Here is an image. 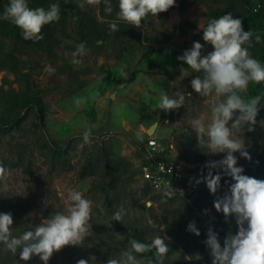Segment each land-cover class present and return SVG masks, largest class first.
Returning <instances> with one entry per match:
<instances>
[{
	"label": "rangeland",
	"instance_id": "rangeland-1",
	"mask_svg": "<svg viewBox=\"0 0 264 264\" xmlns=\"http://www.w3.org/2000/svg\"><path fill=\"white\" fill-rule=\"evenodd\" d=\"M179 1L167 15L151 17L140 28L134 26L142 38L132 46L112 39L105 44H93L79 41L75 35H58L59 43L50 51L35 45L24 48L19 71L0 68V116L11 118L18 111L25 114L19 128L0 134V164L7 169L6 178L0 179V213H12V235L19 236L54 213L65 212L67 189L83 192L93 205L91 235L81 246L69 245L55 252L48 264H77L80 259L88 264H106L110 257L120 259L124 251L130 250V244L116 223L136 228L145 241L158 235L170 238L165 240L169 252L164 264H212L205 244L208 228L218 233L221 245L229 232L235 234L238 230L234 217L226 223L224 214L214 207L217 196H222L235 182L223 175L222 170H213V175L220 172L222 176L221 188L215 195L201 182L195 192L177 193L171 199L163 197L162 191L144 174L147 130L158 120L154 135L164 154L195 166L198 180L207 176L208 169L204 166L209 161L221 160L226 155L210 154L206 148L198 147L191 121L203 116L207 123L210 106L191 88L190 81L200 74L191 72L186 63L177 59L197 41L204 45L202 55L212 51L198 26L217 18L212 11L223 0L184 5ZM257 1L253 0V4ZM89 6L98 12L99 5ZM82 43L87 55L76 57L83 63L74 65L71 54ZM12 48L10 40L0 37L1 50L8 53ZM153 49L156 51L150 53ZM46 66L54 71L49 74ZM181 68H184L182 78ZM173 81H177L175 87L171 86ZM177 90L191 93L192 97L186 98L185 105L178 110L167 113L156 110L162 92L172 95ZM35 96L42 98L45 108L41 118L32 107L25 109L23 104ZM77 99L83 101L79 107ZM88 129L90 143L81 148L82 134ZM253 134L248 133L247 127L237 134L252 159L234 153L237 166L243 167V174L250 177H255L252 166L258 157L252 137H261L260 128L256 127ZM46 141L70 145V164L52 167L45 156ZM102 153L118 166L115 172L119 182L110 191V200L100 189L109 181L104 174ZM148 202L150 207L146 206ZM121 207L125 210L123 221H111L113 213ZM193 221L199 236L187 231ZM161 225L166 226L164 232L159 230ZM196 253L203 259H186ZM135 255L142 264L150 257ZM0 264H43V261L38 256L20 261L19 250L13 255L0 243Z\"/></svg>",
	"mask_w": 264,
	"mask_h": 264
},
{
	"label": "clouds",
	"instance_id": "clouds-1",
	"mask_svg": "<svg viewBox=\"0 0 264 264\" xmlns=\"http://www.w3.org/2000/svg\"><path fill=\"white\" fill-rule=\"evenodd\" d=\"M100 3L101 0H81L79 7L83 9L85 5L98 6ZM103 3L105 11L111 13L113 9L110 0H103ZM175 5L176 0H119L117 20L140 28L142 21H147L149 15L156 17ZM0 18L19 27L25 40L38 42L44 38L41 34L42 28L59 21L60 6L53 3L46 10L43 7L30 8L27 0H9ZM146 26L145 24L144 27ZM109 27L111 31L118 30L116 22H111ZM198 29L202 30V38L212 46V51L202 55L204 45L197 41L177 59L186 63L191 72L200 74L190 81L191 88L200 97L205 98L211 115L207 123L203 116L192 120L191 127L197 134L200 149L206 148L210 154L226 155L221 160L209 161L204 166L208 169L207 176H202L196 183H206L209 191L215 195L221 188L222 176L220 172L213 175V170H222L223 175L230 176L235 181L228 191L222 196H217L214 207L217 212L224 214L226 223L230 217H234L238 229L235 234L229 232L221 245L218 233L209 227L205 244L212 264H264V180L244 175V169L237 166V157L234 155L239 152L241 157L249 161L252 159L237 134L242 133L245 127L249 132L254 131L258 123L256 118L264 97L255 95L246 99L245 95L250 83L264 82V64L255 59L249 51L253 46V32L244 31L241 19L233 18L231 13L210 19L206 25H199ZM255 42H261L260 35H255ZM71 55V63L82 64L83 60L76 57L87 55L84 44L78 45ZM45 70L49 74L54 71L47 66ZM181 73L180 78L184 76V68H181ZM176 84L177 81L171 82L173 87ZM190 97L191 93L180 90L172 95L162 92L158 97L156 110L165 113L178 110L185 105L186 98ZM75 103L79 107L83 101L77 99ZM158 123L159 120L156 124ZM259 124L264 127V120L259 121ZM82 137L84 143L80 145L81 148L90 143L91 130H85ZM138 138H141L139 134ZM6 176L7 169L0 164V179ZM155 187L168 199L178 193L167 183L162 187L161 182L157 181ZM65 204V212L54 213L34 229L19 236L12 235V213H0V243L13 255L19 250L20 261L27 262L33 256H38L43 264H48L52 255L65 246H81L91 235L92 201L85 198L81 191L67 189ZM146 206L150 207L151 202ZM124 215L125 210L121 207L113 213L111 221L122 222ZM165 229L166 226L161 225L159 230L164 232ZM187 231L196 236L200 235L194 221L188 224ZM166 239L170 238L158 235L151 243L130 239V250L124 251L120 259L110 257L106 264H142L136 253H152L143 264H164L169 252ZM186 259L199 261L203 257L196 253L186 256ZM77 264H88V261L80 259Z\"/></svg>",
	"mask_w": 264,
	"mask_h": 264
},
{
	"label": "trees",
	"instance_id": "trees-1",
	"mask_svg": "<svg viewBox=\"0 0 264 264\" xmlns=\"http://www.w3.org/2000/svg\"><path fill=\"white\" fill-rule=\"evenodd\" d=\"M195 1L200 0H180L179 4L184 5ZM27 2L30 8L43 7L46 10L53 3L59 4L60 19L59 21L45 25L41 32L44 38L38 42H33L25 40L22 36L21 29L15 24L0 18V37L10 40L13 45L12 50L8 53L0 49L1 69L19 71L23 66V60L20 54L23 52L24 48L35 45L50 51L59 43L58 35H75L79 41L93 44H97L98 41L101 42L99 44H105L109 39H112L113 41L128 42L130 43L128 46H132L134 41H139L142 38L141 33L136 31L134 26L117 20L119 0H110L113 9L111 13L105 11L103 0H101L98 7V12L89 5H85V7L81 9L79 7V2L76 0H27ZM222 2L223 4L221 6L213 9L212 14L219 18L222 15L231 13L233 17L237 16L238 19H241L244 31H252L254 34L253 46L249 51L255 59L259 60L261 64H264V0H258L256 5L253 4V0H223ZM8 4L9 0H0V17L3 16V12ZM169 10L157 15L165 16ZM151 17L153 16L149 15L147 20ZM111 22L117 23V31L110 30L109 25ZM143 22L145 21H142V23ZM257 34L261 37L260 43L255 42V35ZM154 51H156V49L151 50L150 53ZM255 95L264 97V82L260 84H249L248 93L245 95V98L247 99ZM23 104L25 109L32 107L34 113L39 115V118L43 117L45 108L42 104L41 97H29ZM24 119L25 114L20 111L16 112L11 118L0 116V134L19 128ZM256 119L258 123L255 128H260L262 135L260 138L252 137L255 140V151L258 153V157L255 159L252 166V172L255 178L264 180V127H261L259 124V121L264 120V99L261 101L260 111ZM254 131H248V133L253 134ZM254 135L255 134H253V136ZM43 146L46 147L45 156L49 159L52 167L70 164V145L59 146L53 141H46ZM101 158L104 174L108 177L109 181L101 185L100 189L106 200H110L109 193L116 188L119 182V177L115 172L118 166L106 153H102ZM115 225L126 233L125 240L137 239L144 243H151V241H145L136 228L121 226L118 223ZM142 255L152 256V253H143Z\"/></svg>",
	"mask_w": 264,
	"mask_h": 264
},
{
	"label": "built area",
	"instance_id": "built-area-1",
	"mask_svg": "<svg viewBox=\"0 0 264 264\" xmlns=\"http://www.w3.org/2000/svg\"><path fill=\"white\" fill-rule=\"evenodd\" d=\"M145 147L147 161L143 170L146 178L152 182L154 187L159 181L162 187L163 184L167 183L177 190L178 194L188 195L198 190L200 183H196L198 179L194 171L195 166L186 163L184 160L170 159L164 154L155 135L147 136ZM161 164L163 165L162 168L160 167Z\"/></svg>",
	"mask_w": 264,
	"mask_h": 264
},
{
	"label": "water",
	"instance_id": "water-1",
	"mask_svg": "<svg viewBox=\"0 0 264 264\" xmlns=\"http://www.w3.org/2000/svg\"><path fill=\"white\" fill-rule=\"evenodd\" d=\"M154 125H156V124H154ZM154 125H152L148 130H147V134H148V136H152V135H154V132H155V127H154Z\"/></svg>",
	"mask_w": 264,
	"mask_h": 264
}]
</instances>
